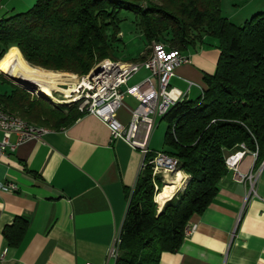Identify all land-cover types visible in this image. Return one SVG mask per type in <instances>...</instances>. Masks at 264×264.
Segmentation results:
<instances>
[{"label": "trees", "instance_id": "obj_1", "mask_svg": "<svg viewBox=\"0 0 264 264\" xmlns=\"http://www.w3.org/2000/svg\"><path fill=\"white\" fill-rule=\"evenodd\" d=\"M122 11L138 18L148 46L184 51L205 34L220 48L215 74L204 77L203 96L178 102L162 118L161 153L187 175L183 190L163 208L155 202L158 179L149 161L157 152L151 151L130 195L115 264H158L162 253L180 247L191 217L216 197L229 171L227 152L244 145L257 153L255 166L264 160V12L237 26L222 15L221 0H38L24 13L0 19V61L16 48L33 67L84 77L101 61H115ZM11 85V94H0V109L29 124L58 130L82 117L74 104L53 108ZM27 228L22 218L6 228L9 245L18 246Z\"/></svg>", "mask_w": 264, "mask_h": 264}, {"label": "crops", "instance_id": "obj_2", "mask_svg": "<svg viewBox=\"0 0 264 264\" xmlns=\"http://www.w3.org/2000/svg\"><path fill=\"white\" fill-rule=\"evenodd\" d=\"M37 1L0 0V19L24 13ZM184 54L190 63L175 70L170 87L183 94L178 102H196L206 89L204 77L216 72L219 42L203 34ZM149 76L142 69L127 87ZM138 104L136 98L125 97L118 111L123 125L130 123ZM47 133L42 141L24 142L0 161V183L18 186L16 192L0 190V264H115L109 252L144 155L122 139L112 140L107 126L92 115ZM153 134L149 149L161 152L164 148L152 145ZM256 159L246 150L238 165L243 174H259L254 192L250 195V182L235 181L229 170L208 208L191 217L187 228L193 232L176 251L162 253L158 264H264V160L255 166ZM178 173L171 182L182 173L187 178L183 171ZM18 218L27 220L28 228L20 244L12 247L4 230Z\"/></svg>", "mask_w": 264, "mask_h": 264}, {"label": "built area", "instance_id": "obj_3", "mask_svg": "<svg viewBox=\"0 0 264 264\" xmlns=\"http://www.w3.org/2000/svg\"><path fill=\"white\" fill-rule=\"evenodd\" d=\"M190 63L189 56L184 51L178 50L177 54H168V48H159L157 43L153 44L151 54L141 61H126V66H114L106 63L108 75L85 81L81 86H65L66 89L59 91L63 95L64 104H74L77 110L84 115L95 116L110 131L112 140L122 139L133 149L140 150L145 156L151 152L149 141L156 128L158 119H162L169 110L178 103L183 94L170 87V81L175 70L182 64ZM142 69L147 70L150 76L132 87H127L129 80ZM89 85H97V93L94 96H86ZM126 88V89H124ZM132 96L137 99L138 106L132 111L131 121L125 126L118 119V111L124 106V99ZM2 117V116H0ZM0 161L8 154L16 151L17 147L28 141H42L49 133H30L20 130L18 127H4L0 124ZM16 136V142L12 141ZM238 152V159L226 157V165L235 174V181L240 183L250 182L249 194L254 192L258 178L257 173L251 170L243 174L238 171V165L243 159L246 148ZM257 158V153H253ZM171 156H164L161 152L149 161L152 165L153 176L163 174L169 176V169L174 164ZM145 166L143 162L142 169ZM0 190L4 192H16L18 186L13 183H0ZM192 229L186 228L185 236L190 235ZM121 244V229L114 238L109 252V258L113 259Z\"/></svg>", "mask_w": 264, "mask_h": 264}, {"label": "rangeland", "instance_id": "obj_4", "mask_svg": "<svg viewBox=\"0 0 264 264\" xmlns=\"http://www.w3.org/2000/svg\"><path fill=\"white\" fill-rule=\"evenodd\" d=\"M221 11H222V15L228 18L232 23H234L237 26H243L246 23V21L250 20L254 15L264 12V0H221ZM119 18H120L119 26L121 33L118 35V39L120 40V42L115 44V49H116L115 62H126L132 59H139L140 57L141 59L142 58L146 59L150 55L152 46H148L146 44V41L138 27V22H139L138 18L133 13L126 11H122L119 15ZM14 52H18L17 49L11 48L8 51V53L5 55L3 60L10 58L11 54ZM1 72L2 71L0 70V94L1 95L11 94L13 89L11 83L12 84L14 83L10 81L7 77L3 76L4 73L2 72L3 74H1ZM52 72L59 75L60 80L58 83L61 84L55 86L54 89H66L65 86L75 84L83 77L72 73L55 72V71ZM2 76L8 79L11 83L3 79ZM60 92L61 91L57 93H52V97L56 101H58V103L55 102L53 99H51L49 95H46L45 100L51 107L55 108L57 106L64 104V101H62L63 95H61ZM28 93L31 95V100H36L41 98L38 97L36 93H31V92ZM158 122L159 124L155 129L152 137V145L153 147L162 149L164 148V135L167 128V123L162 119H158ZM180 171L182 172L181 169L178 172ZM177 176H175L174 174H171L169 176H164L161 174L156 175L158 180H157V184H155V188H156L155 202H156L157 194L161 191V188L165 184L169 182L171 183V181L175 180ZM183 178L185 179V177ZM186 179H188V177ZM182 190L183 189H181L180 191Z\"/></svg>", "mask_w": 264, "mask_h": 264}, {"label": "bare ground", "instance_id": "obj_5", "mask_svg": "<svg viewBox=\"0 0 264 264\" xmlns=\"http://www.w3.org/2000/svg\"><path fill=\"white\" fill-rule=\"evenodd\" d=\"M153 47V46H152ZM159 48H167L163 44H157ZM178 50H169L168 54H177ZM106 63L114 64V66H126V62H115L109 59H105L98 63L86 76L82 77L77 83L71 84L72 86H81L85 81L101 78L105 75H108V68H105ZM0 70L12 80L20 82L22 84H29L35 87L40 93L49 95L51 99L58 103L52 97V91L57 90L54 89L55 86L61 85L59 84L60 77L52 71L44 70L41 68L33 67L29 65L20 52H14L11 54V57L0 61ZM1 72V73H2ZM2 73V74H3ZM59 77V78H58ZM97 93V85H89V88L86 89V96H94ZM0 124L4 127H18L20 130H25V132L30 133H47L49 129L45 127L36 126L33 124H29L25 120L10 115L3 110L0 109ZM163 154V153H162ZM167 156L166 154H163ZM229 159H238V152H234L228 156ZM175 162L169 169V175L178 173L180 170L178 167V163L175 159ZM179 172L178 174H180ZM158 175V174H156ZM155 175V176H156ZM163 175V174H161ZM167 176V175H164ZM183 173L178 178L177 182H171L165 184L164 190L161 194H158L156 197V201L161 203V206L165 205V203L170 200L177 192L184 188L186 178L183 180ZM161 208V209H162ZM117 251L113 259L116 258Z\"/></svg>", "mask_w": 264, "mask_h": 264}, {"label": "water", "instance_id": "obj_6", "mask_svg": "<svg viewBox=\"0 0 264 264\" xmlns=\"http://www.w3.org/2000/svg\"><path fill=\"white\" fill-rule=\"evenodd\" d=\"M2 74V73H1ZM3 76L7 77L10 81H12L15 85L17 86H20L22 87L23 89H25L26 91L28 92H31V93H36L38 97H41V98H44L46 99V94H42L40 93L35 87H33L32 85H29V84H22L20 82H17V81H14L12 80L10 77L6 76L5 74H3ZM162 209H159V212L161 211Z\"/></svg>", "mask_w": 264, "mask_h": 264}]
</instances>
